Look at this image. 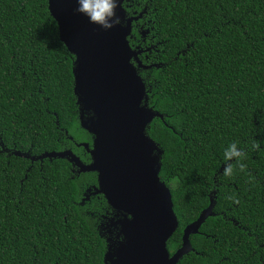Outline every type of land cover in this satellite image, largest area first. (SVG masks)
Listing matches in <instances>:
<instances>
[{
	"label": "trees",
	"instance_id": "16d2710c",
	"mask_svg": "<svg viewBox=\"0 0 264 264\" xmlns=\"http://www.w3.org/2000/svg\"><path fill=\"white\" fill-rule=\"evenodd\" d=\"M122 7L129 17L142 13L129 42L144 51L150 67L138 72L162 117L147 134L163 152L160 178L179 222L169 252L210 207L191 237L196 253L178 264H264V0ZM141 28L149 30L144 41ZM74 63L48 0H0V264H104L99 226L113 210L103 194L82 204L97 174L42 157L71 150L91 162L79 146L92 136L79 120ZM232 142L247 153V171L226 177Z\"/></svg>",
	"mask_w": 264,
	"mask_h": 264
},
{
	"label": "water",
	"instance_id": "95a60500",
	"mask_svg": "<svg viewBox=\"0 0 264 264\" xmlns=\"http://www.w3.org/2000/svg\"><path fill=\"white\" fill-rule=\"evenodd\" d=\"M123 1L116 9L121 23L104 29L76 11L77 0H48L61 41L75 57L79 120L92 144L79 145L90 154L89 164L71 150L42 157L67 159L79 173L97 174L98 185L86 190L82 204L103 194L113 210L99 226L107 243L104 264H178L193 250L190 238L200 232L211 208L184 229L182 245L171 256L168 242L179 222L171 191L160 178L163 152L147 134L154 119L162 117L149 106L138 72L150 67L139 58L143 50L129 42L142 13L129 17Z\"/></svg>",
	"mask_w": 264,
	"mask_h": 264
},
{
	"label": "clouds",
	"instance_id": "9594fccd",
	"mask_svg": "<svg viewBox=\"0 0 264 264\" xmlns=\"http://www.w3.org/2000/svg\"><path fill=\"white\" fill-rule=\"evenodd\" d=\"M77 3L79 5L76 9L77 12L86 15L91 23L98 24L104 29H111L121 23V19L116 13L119 0H77ZM251 147L255 150L260 149L259 141L253 138ZM246 155L247 153L236 142H232L224 151V159L227 163H225L222 175L231 177L236 167L240 171L246 172L247 166L241 163ZM229 199L236 204L240 203V200L236 196H230Z\"/></svg>",
	"mask_w": 264,
	"mask_h": 264
},
{
	"label": "flooded vegetation",
	"instance_id": "af4514ba",
	"mask_svg": "<svg viewBox=\"0 0 264 264\" xmlns=\"http://www.w3.org/2000/svg\"><path fill=\"white\" fill-rule=\"evenodd\" d=\"M142 29V28H141ZM142 37V36H141ZM136 48H138V49H140V47L139 46H137ZM144 54V51H143V53L139 56V58H140V60H141V56ZM142 61V60H141ZM77 172H78V169H77ZM79 173V172H78ZM201 235L204 237V238H206V240L208 239V238H215V236L214 235H210V234H206V233H201ZM182 237H183V235H182ZM192 237V236H191ZM190 242H191V238H190ZM213 242L215 243V242H217V240H213ZM192 245V244H191ZM193 248V247H192ZM179 249V248H178ZM177 249V250H178ZM176 250V251H177ZM175 251V252H176ZM175 252H173V253H171L170 252V254H171V256L173 255V254H175ZM193 252H195L196 253V251H195V249L193 248V250L190 252V253H193ZM189 253V254H190ZM201 254H203L202 252H201ZM188 255V254H187Z\"/></svg>",
	"mask_w": 264,
	"mask_h": 264
},
{
	"label": "rangeland",
	"instance_id": "374dc122",
	"mask_svg": "<svg viewBox=\"0 0 264 264\" xmlns=\"http://www.w3.org/2000/svg\"><path fill=\"white\" fill-rule=\"evenodd\" d=\"M140 33H141V38H142V40L144 41L146 38H147V36L149 35V30H145V29H142L141 31H140ZM146 52H148L147 51V49H146ZM147 57V56H146Z\"/></svg>",
	"mask_w": 264,
	"mask_h": 264
}]
</instances>
